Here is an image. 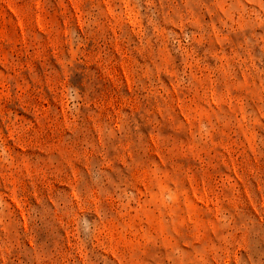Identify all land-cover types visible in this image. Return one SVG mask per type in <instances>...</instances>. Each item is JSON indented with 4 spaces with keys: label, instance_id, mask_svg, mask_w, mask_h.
<instances>
[{
    "label": "rangeland",
    "instance_id": "374dc122",
    "mask_svg": "<svg viewBox=\"0 0 264 264\" xmlns=\"http://www.w3.org/2000/svg\"><path fill=\"white\" fill-rule=\"evenodd\" d=\"M0 264H264V0H0Z\"/></svg>",
    "mask_w": 264,
    "mask_h": 264
}]
</instances>
